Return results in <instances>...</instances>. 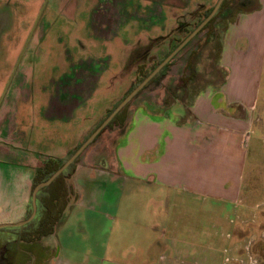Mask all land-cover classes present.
Listing matches in <instances>:
<instances>
[{
    "label": "rangeland",
    "instance_id": "obj_1",
    "mask_svg": "<svg viewBox=\"0 0 264 264\" xmlns=\"http://www.w3.org/2000/svg\"><path fill=\"white\" fill-rule=\"evenodd\" d=\"M216 1L160 0L159 4L158 0H0V118L7 113L5 119L18 122L23 127L19 133L21 137L24 133L27 141L23 147L40 151L38 146L29 145V139L36 142L40 138L44 142L46 137L40 133L46 130L54 138L56 126H44L49 122L41 126L38 122L41 114L54 107L47 105L45 98L52 99L62 82L58 76L56 84L50 85L48 79L52 74L68 72H65L68 66L62 64L68 62L70 74L73 71L79 75L101 74L95 97L82 102L78 110L85 106L82 113L85 119H81V112L77 119L86 127L78 137L80 144L139 77L179 43ZM250 1L232 0L231 7L226 6L218 16L209 19L207 27L174 54L158 79L141 88L117 121L102 129L91 143L103 138L113 140L122 133L130 110L142 105L143 100L159 99L162 105L176 103L189 107L190 96L195 91L218 88L228 77L220 61L226 30L233 21L237 22L244 38L252 42L247 53L258 57L248 64L250 77L241 82L258 111L244 146L243 188L252 190L246 195L253 206L238 208L233 213L222 208L227 204L220 194L206 193L201 188L192 190L180 177L158 189L146 172L140 175L125 170L113 191L119 210L98 206L101 213L95 217L102 223L96 241L99 246L91 242L88 231L82 232L75 225V219L68 222L73 245L90 252L97 245L88 264H221L222 255L212 251L223 250L221 225L228 219L225 213L249 222L245 226L253 223L252 235H249L251 231L246 232L244 239L235 245L246 252L244 264H264V12H255L257 8H253L242 12L246 15L231 17L236 6ZM190 9H193L192 17ZM195 10L200 12L193 19ZM178 20L192 24L178 31L181 28ZM51 58L57 64L53 65ZM235 77L233 73V80ZM39 107L41 110L36 115ZM64 129L72 135L81 131ZM10 131L17 133L13 127ZM1 132L0 126V138ZM74 146L64 158L75 150L77 146ZM62 148L64 153L66 148ZM152 153L159 154L157 147ZM155 162L146 168L149 173L155 171ZM68 166L63 177L74 167ZM126 201L131 202L128 208L121 206ZM72 207H78L76 211L81 215L88 211L82 203L73 201ZM258 238L262 241L257 248L253 247L251 244ZM92 243L95 245L91 246Z\"/></svg>",
    "mask_w": 264,
    "mask_h": 264
},
{
    "label": "crops",
    "instance_id": "obj_2",
    "mask_svg": "<svg viewBox=\"0 0 264 264\" xmlns=\"http://www.w3.org/2000/svg\"><path fill=\"white\" fill-rule=\"evenodd\" d=\"M158 1L160 4V0ZM162 4L161 2V6ZM192 10L188 11L191 16ZM255 12H264V0H259ZM237 15L246 14L239 12ZM238 26L233 21L226 30L220 61L227 69L228 77L218 88L195 91L190 96L189 107L176 103L172 106L162 105L159 99L143 100L142 105L130 110L122 133L113 140L103 138L91 143L93 138L79 153L70 174L61 178L59 185L45 188L47 192H60L57 200L62 207L58 206L56 219L46 224L41 222L44 212L42 199L45 195L42 194L41 197L39 193L48 183L36 191V212L31 219L21 225L0 227V239H11L5 251L9 264H88L102 231V223L95 217L101 213L98 206L119 210V202L113 196V191L116 180L119 181L126 173L125 170L140 175L146 172L158 184V189L162 188V184L171 185L174 177H180L192 190L201 188L206 193L220 194L223 203L227 204L222 208L233 213L238 208L249 209L253 206L250 197L246 195L252 190L243 188L246 165L244 146L249 132L253 130L256 120L254 116L258 111L253 108V101L242 89L246 87L241 82L250 77L248 64L258 57L247 53L252 42L244 38V33ZM52 64L57 63L52 61ZM62 64L68 66L65 70L68 72L52 74L48 79L50 85H55L58 79H62L57 85L60 89L55 90L52 99L45 98L47 105L54 106L53 112L46 110L41 114V119L37 118L40 119L38 123L41 126L45 122L49 123L44 126H56L54 138L46 130L40 133L46 137L44 142L40 138L36 142L29 139V145L38 146L40 151L34 152L32 147H23L27 145V141L23 138L25 134L21 137L19 133V129L23 127L18 122L11 123L5 119L8 117L7 113L0 118L3 134L0 138V224L20 223L29 216L32 211V180L35 169L48 157L63 159L72 146L79 144L78 137L86 129L84 124L77 121L80 112L81 119L83 118L85 106L80 112L78 110L82 102L95 97L96 82L101 74L79 75L74 71L70 74L69 63ZM50 71L49 73H53ZM233 73L238 82L233 80ZM87 74L89 77L86 78ZM244 97L247 99L244 100ZM15 104L14 100L12 109ZM40 110L39 107L36 115H39ZM72 117L76 118L74 121L77 125L69 121ZM12 127L17 129V133L13 134L15 130L10 131ZM64 128L73 129L74 132L76 129L81 131L72 135ZM62 147L66 148L64 153ZM156 147L158 155L152 153ZM154 160L155 171L149 173L146 168H150L149 164ZM73 201L86 205L88 211L81 215L76 211L78 207H72ZM130 204L131 202L126 201L121 206L128 208ZM225 214L228 219L221 225L223 250L212 253L222 255L221 264H244L246 252L235 243L244 239L246 232L252 230L250 226L253 223L245 226L249 223L246 220ZM70 219H75V225L82 232L88 231L91 242L97 243L91 244L95 245L91 252L73 245L68 228L71 225L68 224ZM29 221L32 223L27 228L25 225ZM249 235H252V231ZM261 241L258 238L251 245L257 248ZM262 245L261 243L260 247ZM256 256L259 255L256 253Z\"/></svg>",
    "mask_w": 264,
    "mask_h": 264
},
{
    "label": "trees",
    "instance_id": "obj_3",
    "mask_svg": "<svg viewBox=\"0 0 264 264\" xmlns=\"http://www.w3.org/2000/svg\"><path fill=\"white\" fill-rule=\"evenodd\" d=\"M251 3H247L245 4V2H241L240 5L239 4H236V5H239V6H236L235 10H232V16L231 17H235L237 13L239 12H243V11H248L250 9H253V8H258L259 6V0L257 2V0H251L250 1ZM233 4L232 0H222V2L220 3L216 13L212 16L215 17V16H218V13L220 11H222L226 6H229L231 7V5ZM213 7V6H212ZM212 7L208 8L206 11H205V14L202 16V19L210 12V10L212 9ZM200 12V10H197L196 13L194 14V17H198V13ZM192 17V16H191ZM201 19V20H202ZM199 20L195 26L201 21ZM178 22L180 23L179 27H181L180 29L178 28V31H182L183 29H186L188 28L192 22L190 21H183V20H178ZM209 24V22H206V24L189 40L191 41L192 39H194L201 31H203V29L205 27H207V25ZM194 26V27H195ZM193 29V28H192ZM191 29V30H192ZM190 30V31H191ZM189 33V32H188ZM181 41V40H180ZM179 41V42H180ZM188 41V42H189ZM187 42V43H188ZM186 43V44H187ZM178 44V43H177ZM177 44L173 45L171 47V49L162 57L158 60V62L153 65L156 66ZM185 44V45H186ZM184 45V46H185ZM183 46V47H184ZM174 57V56H173ZM172 59V58H171ZM171 59L162 66V68L142 87V89L144 87H146L149 83H151L152 81L158 79V76L160 74H162L165 70V68L169 65V63L171 62ZM141 64V63H140ZM150 68L148 71L144 72L140 77L139 79L136 81V83H134V85L129 89V91L135 86L137 85L152 69ZM142 89H140L139 91H141ZM128 91V92H129ZM127 92V93H128ZM126 93V94H127ZM129 102L130 100L114 115V117L106 124L105 127H108L112 122H114L116 120V118L118 119V117L124 112V110L126 109V107H128L129 105ZM111 110H109L107 113H109ZM117 121V120H116ZM104 129V128H103ZM98 135V134H97ZM96 135V136H97ZM95 136V137H96ZM94 137V138H95ZM78 156L71 162V164L69 165L70 167L74 165V163L76 162ZM66 158H61V159H58V158H51V157H48L46 160L43 161L42 165L37 167L35 169V172H34V175H33V180H32V185H36L38 182L42 181V180H45L46 178H48L61 164L62 162L65 160ZM68 166V167H69ZM66 170L64 169L60 174H58L48 185L44 186L43 188H41V192L39 193V195H41L42 197V194L45 195V197H43V206H44V212H43V215L41 217V222L42 223H45L46 222H49L51 220H54L57 218V212L59 211L58 209V205L59 204V201L57 200V197L60 195V192L58 191H51V192H47L46 191V187L47 186H53V185H59L60 183V179L63 178V175H64V172ZM59 187V186H58ZM56 190H59V189H56ZM43 191V192H42ZM62 207V206H60ZM57 210V211H56ZM32 222L29 221L25 226H27V228H29L30 224Z\"/></svg>",
    "mask_w": 264,
    "mask_h": 264
},
{
    "label": "water",
    "instance_id": "obj_4",
    "mask_svg": "<svg viewBox=\"0 0 264 264\" xmlns=\"http://www.w3.org/2000/svg\"><path fill=\"white\" fill-rule=\"evenodd\" d=\"M222 0H217L210 12L156 65L153 69L137 84L135 85L106 115V117L97 125V127L75 148V150L62 162V164L45 180L38 182L32 191L31 195V205L32 211L29 216L20 223H8L0 224L2 226H16L21 225L23 222L31 219L36 212V191L50 183L58 174H60L85 148V146L103 129L106 124L114 117V115L166 64L174 54L181 49L204 25L217 11Z\"/></svg>",
    "mask_w": 264,
    "mask_h": 264
},
{
    "label": "flooded vegetation",
    "instance_id": "obj_5",
    "mask_svg": "<svg viewBox=\"0 0 264 264\" xmlns=\"http://www.w3.org/2000/svg\"><path fill=\"white\" fill-rule=\"evenodd\" d=\"M11 239L7 238L5 240L0 239V243L3 244V248L0 249V264H9V260H7L8 254H5V251L8 249V245L5 246V243H10Z\"/></svg>",
    "mask_w": 264,
    "mask_h": 264
}]
</instances>
